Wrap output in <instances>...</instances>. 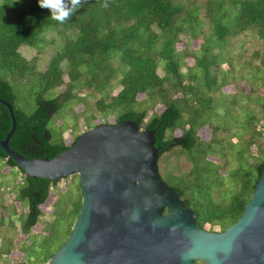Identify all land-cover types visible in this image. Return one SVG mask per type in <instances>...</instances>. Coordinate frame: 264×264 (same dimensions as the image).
I'll list each match as a JSON object with an SVG mask.
<instances>
[{"label": "trees", "instance_id": "16d2710c", "mask_svg": "<svg viewBox=\"0 0 264 264\" xmlns=\"http://www.w3.org/2000/svg\"><path fill=\"white\" fill-rule=\"evenodd\" d=\"M105 3L107 8L103 6ZM224 3L229 12L214 15L213 7L223 8ZM199 8L206 22L213 25V34L221 40L230 34L242 37L244 33L251 32L264 41V0H205ZM183 10L179 0H87L78 6L67 22L60 24L50 19V11L41 9L38 0H0V68L10 77L37 74L44 83L43 92L36 97L35 110L27 114L16 108V95L10 82L0 77V99L12 106L16 121L9 147L29 159H53L68 149L78 136L70 145L63 141L54 143L47 125L70 101L84 105L82 112H89L91 128L100 125L93 124L96 119L108 122L111 117L113 124L121 120L134 121L140 130L155 131V139L161 145L158 163L162 164L164 172L182 159L190 163L188 170L180 169L178 165L173 168L167 175L168 182L162 179L199 217L197 209L201 205L192 193L195 185H188L184 175H195L198 163L195 154L209 145L216 129L199 126L197 121L201 110H197L184 123L181 135L174 137L172 134L180 128L179 123L184 117L181 99L188 95L190 99L196 98L192 92V72L198 71L199 80L207 91L217 80L212 75L216 57L205 53L196 58L194 53H186L185 49L177 50L176 45L181 40L176 36L181 29L179 22ZM49 30L55 35L48 39L47 45L53 46L61 36V46L39 71L37 57L40 53L27 59L19 48L41 42L40 37ZM161 34L170 36L162 42L160 49L154 55L143 54L142 50L152 48ZM189 57L194 64L188 67L187 79L182 67L184 59L186 61ZM62 86L65 89L56 97H44L48 90ZM158 105L163 107L161 112H157ZM11 128L9 111L0 104V140ZM0 158L7 166L18 168L24 179L19 199L28 203V214L20 229L25 238L38 224L43 215L40 207L47 202L50 191L58 182L26 177L1 149ZM263 169L264 159L253 166L254 177L245 187L249 190L247 198L240 192L224 208L227 215L221 214L222 209L219 208L221 215L217 213L219 216L205 219L216 220L223 225L235 222L249 201ZM80 206L81 194L75 218ZM10 251L7 252L8 260H11ZM52 255L47 256L42 264H50ZM26 259V264L34 263L31 255Z\"/></svg>", "mask_w": 264, "mask_h": 264}, {"label": "rangeland", "instance_id": "374dc122", "mask_svg": "<svg viewBox=\"0 0 264 264\" xmlns=\"http://www.w3.org/2000/svg\"><path fill=\"white\" fill-rule=\"evenodd\" d=\"M204 1L179 0L184 10L179 22L181 29L176 36L181 41L176 48L178 51L185 49L186 53H194L196 58L205 53L214 55L211 56L216 57L212 75L217 80L206 91L199 80L198 71L192 72V92H195L196 98L190 99L188 95V99H181L180 107L184 117L179 123L180 128L172 134L174 137L181 135L184 123L197 110H201L198 125L204 129H216L209 145L195 154L198 160L195 175H184L188 185H195L192 193L201 205L197 211L203 221L209 216H219L216 215L220 214L219 208L222 209L221 214L227 215L224 208L240 192H243L245 198L248 197L249 190L245 187L254 177L253 166L264 159V41L257 39L251 32L244 33L242 37L230 34L221 40L213 34V25L200 14L202 11L199 6ZM213 8L214 15L229 12L225 3L223 8ZM51 31L42 34L41 42L19 48L22 56L27 59L40 53L37 57L39 71L61 46V36H58L53 46L47 45L55 35ZM168 36L170 34L159 35L155 45L150 49L144 48L142 53L154 55ZM184 62L182 72L187 77L188 67L194 62L190 57L186 61L184 59ZM0 77L10 82L16 95V108L27 114L32 113L37 95L43 92L44 83L40 77L31 73L22 78L10 77L2 68ZM64 89L65 86L48 90L44 97L54 98ZM83 108V104L75 105L70 101L50 119L47 129L54 143L63 141L70 145L77 136L92 129L90 114L83 113ZM162 108L158 105L157 112H161ZM106 122L96 119L93 124ZM107 124H113L111 117ZM201 132L202 129L199 134ZM177 165L183 170L191 166L184 159L178 164L174 162L172 169ZM158 166L161 177L168 182L167 175L172 169L164 172L162 164L158 163ZM23 186L24 179L20 170L7 166L0 158V264H26V256L30 255L35 264H42L47 256L54 254L63 245L71 231V223L74 224L77 218L75 212L80 199L79 176L73 175L58 181L50 191L47 202L40 207L43 215L38 224L25 238L22 237L20 229L28 214L27 201L19 199ZM8 251L11 260L7 259Z\"/></svg>", "mask_w": 264, "mask_h": 264}, {"label": "water", "instance_id": "95a60500", "mask_svg": "<svg viewBox=\"0 0 264 264\" xmlns=\"http://www.w3.org/2000/svg\"><path fill=\"white\" fill-rule=\"evenodd\" d=\"M0 149L29 178L79 176L81 206L71 232L50 264H264V169L238 220L222 234L196 225V213L161 177L154 130L131 120L102 123L78 136L53 159H29Z\"/></svg>", "mask_w": 264, "mask_h": 264}, {"label": "clouds", "instance_id": "9594fccd", "mask_svg": "<svg viewBox=\"0 0 264 264\" xmlns=\"http://www.w3.org/2000/svg\"><path fill=\"white\" fill-rule=\"evenodd\" d=\"M82 2L86 3L87 0H38L39 7L49 10L50 19L60 24L67 22ZM103 6L107 8L108 4Z\"/></svg>", "mask_w": 264, "mask_h": 264}, {"label": "flooded vegetation", "instance_id": "af4514ba", "mask_svg": "<svg viewBox=\"0 0 264 264\" xmlns=\"http://www.w3.org/2000/svg\"><path fill=\"white\" fill-rule=\"evenodd\" d=\"M235 222H233V223H235ZM233 223L228 224V225H223L222 223H220L216 220L213 221V220H206L205 219V221H203L198 216L196 217V225L199 227V229L205 231L206 233L216 234V235L224 233L226 231V229L228 227H230ZM195 264H207V263L202 259H196Z\"/></svg>", "mask_w": 264, "mask_h": 264}]
</instances>
